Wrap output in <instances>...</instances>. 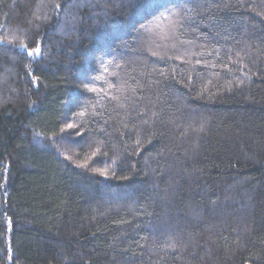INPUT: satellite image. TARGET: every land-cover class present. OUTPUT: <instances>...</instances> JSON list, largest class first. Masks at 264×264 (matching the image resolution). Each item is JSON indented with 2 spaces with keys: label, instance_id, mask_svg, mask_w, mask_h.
<instances>
[{
  "label": "trees",
  "instance_id": "trees-1",
  "mask_svg": "<svg viewBox=\"0 0 264 264\" xmlns=\"http://www.w3.org/2000/svg\"><path fill=\"white\" fill-rule=\"evenodd\" d=\"M0 40V264H264V0H0Z\"/></svg>",
  "mask_w": 264,
  "mask_h": 264
},
{
  "label": "snow or ice",
  "instance_id": "snow-or-ice-1",
  "mask_svg": "<svg viewBox=\"0 0 264 264\" xmlns=\"http://www.w3.org/2000/svg\"><path fill=\"white\" fill-rule=\"evenodd\" d=\"M152 3L153 4L157 3V0H152ZM55 7L57 9H59L60 8V5L57 4ZM181 11H183V10H181ZM188 11L189 12L195 11V8H190V9H188ZM171 15L176 16V17H179L181 15V12H174V13H171ZM178 23H179V21H177L176 24H173L172 25L171 31H174L175 30V27H176V25ZM170 34L171 33H169V35L164 36V38L165 39L170 38ZM13 44H14V41L13 40H0V46H4L6 49L8 48V46L13 45ZM12 50L15 51L16 49H12ZM18 50L20 52H26L27 56L28 57H31V58H36V57H39L41 55V48L39 47V45H37L35 48H29L27 46V44L22 43V44H20ZM153 55H156V53H153ZM105 71H107V69H105ZM36 79H38V78L33 77V82H35ZM90 91H94L95 92L96 89L95 88H92V89H90ZM80 115H84V113L81 112ZM76 127H77V125L72 124V123H69V124L66 125V129H75ZM66 129H62L61 131L63 132ZM77 134H79V133H77ZM113 163L115 164V161H113ZM79 166L80 167H85L86 165H79ZM107 174H108L107 171H100V175H102V176H107Z\"/></svg>",
  "mask_w": 264,
  "mask_h": 264
}]
</instances>
